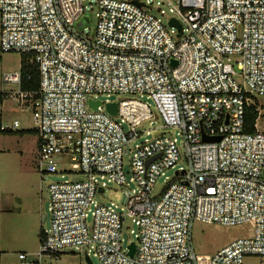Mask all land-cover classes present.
<instances>
[{
    "label": "built area",
    "instance_id": "2783aa9c",
    "mask_svg": "<svg viewBox=\"0 0 264 264\" xmlns=\"http://www.w3.org/2000/svg\"><path fill=\"white\" fill-rule=\"evenodd\" d=\"M86 1L0 0L1 49L32 54L40 76L37 90L24 91L21 71L4 74L0 101L13 97L32 108L40 171L73 175L48 188L51 226L42 231L38 258L20 252L19 261L40 264L46 254L65 251L90 259L93 253L100 264H243L246 256L264 257V131L245 128L247 108L260 114L254 98L264 96V0H97L93 29L79 25ZM171 18L181 22V35ZM112 94L130 97H101ZM91 100L100 104L94 108ZM108 103L118 104L116 114ZM155 117L179 130L180 145L163 132L132 147L142 136L138 127ZM18 126L2 121L1 129ZM128 155L138 187L123 207L100 203L96 196L109 183L128 184ZM67 156L72 169L58 170L55 158ZM180 161L186 167L152 195ZM127 220L136 228L125 246ZM195 221L248 223L252 233L199 254Z\"/></svg>",
    "mask_w": 264,
    "mask_h": 264
},
{
    "label": "rangeland",
    "instance_id": "374dc122",
    "mask_svg": "<svg viewBox=\"0 0 264 264\" xmlns=\"http://www.w3.org/2000/svg\"><path fill=\"white\" fill-rule=\"evenodd\" d=\"M162 1V0H156ZM97 0H87L85 2L86 15L90 18L91 29L96 24ZM176 4L177 0H170ZM166 4V3H165ZM161 7V6H159ZM168 10V8H165ZM159 14L158 11H153ZM171 14L167 13L166 19ZM0 41H1V16H0ZM21 70V53L16 51H3L0 44V81L4 74L19 72ZM3 85L0 83V88ZM15 88L16 85L8 86ZM103 99L119 101L130 96L112 94ZM147 101L155 108L153 100L146 96L138 97ZM254 102L260 109L256 128L264 131V96H257ZM2 111V112H1ZM0 112L3 114V123H13L17 120L19 126L14 132L0 133V252H2V264H22L18 259V253L26 252L31 256L28 259L38 258L37 253L40 247V233L48 230L51 226L50 212L48 210V188L54 182H63L73 178L70 172L42 173L38 165V137L34 132L20 133L16 131L34 129L36 127L32 108H26L24 104L18 105L13 97L4 100L0 104ZM163 121L160 117H155L138 127L142 136L133 143L144 142L146 138H153L166 132L178 139L180 145L181 137L178 129L163 128ZM128 130V125H124ZM145 131H150L149 134ZM128 158L124 159V170L127 173L128 184L117 185L109 183L104 194L97 195L96 199L106 205L114 202L123 207L126 204L127 193H132L138 186L130 181V168ZM58 170L72 169L73 162L70 156L62 159L55 158ZM186 167L184 161H180L176 168L168 169L165 175L161 176L152 191V195L157 194L165 185L167 179H174L175 171L179 167ZM134 223L127 220L122 230L125 246L129 241H135V235L131 232L135 229ZM251 224H241L237 226H227L217 223L195 221L192 228L193 244L199 254H213L220 248L235 239L251 235ZM93 264H100L99 259L91 254ZM40 264H88L85 255L79 251H65L56 257L46 254L41 258ZM243 264H264V257L246 256Z\"/></svg>",
    "mask_w": 264,
    "mask_h": 264
},
{
    "label": "trees",
    "instance_id": "16d2710c",
    "mask_svg": "<svg viewBox=\"0 0 264 264\" xmlns=\"http://www.w3.org/2000/svg\"><path fill=\"white\" fill-rule=\"evenodd\" d=\"M32 54L21 53V74H22V89L24 91L37 90L40 83V76L38 66L35 62L31 61ZM0 102H3L2 100ZM259 118L258 111L254 105H251L247 108L246 117H245V128L247 132H254L256 130L257 120ZM2 124V115L0 114V133H9L14 131H3L1 129ZM20 133L25 132H34V129H26L21 131H16ZM42 232L40 233V237Z\"/></svg>",
    "mask_w": 264,
    "mask_h": 264
},
{
    "label": "water",
    "instance_id": "95a60500",
    "mask_svg": "<svg viewBox=\"0 0 264 264\" xmlns=\"http://www.w3.org/2000/svg\"><path fill=\"white\" fill-rule=\"evenodd\" d=\"M134 2L136 4H138V5H140V6L143 5V3H141V2H139L137 0H134ZM85 23H89V24L91 23L89 16H84V18L79 22V25L82 26ZM169 24L171 26H175V27H177L179 29V31H180V34L179 35L182 34L183 26H182L181 22L178 19L171 18L170 21H169ZM173 64H176V61L175 60L173 61ZM90 104L94 108H96L100 104V101H92L91 100L90 101ZM107 108H108V110H109L110 113L116 114L117 113V110H118V104L117 103H108L107 104ZM204 140H206V141H216V140H220V137H208V136L204 135ZM152 159H149L148 162L151 161ZM100 191H103V188H100ZM128 247H129V255L130 256H134L135 250H136L135 243L132 242ZM85 259H86V261H87L88 264H93V262H92V260L90 259L89 256H86Z\"/></svg>",
    "mask_w": 264,
    "mask_h": 264
},
{
    "label": "crops",
    "instance_id": "0c3cea01",
    "mask_svg": "<svg viewBox=\"0 0 264 264\" xmlns=\"http://www.w3.org/2000/svg\"><path fill=\"white\" fill-rule=\"evenodd\" d=\"M4 101L3 102H0L1 105H3ZM2 112V111H1ZM0 112V114L2 115V121H3V114ZM37 135V134H36ZM38 137V136H37Z\"/></svg>",
    "mask_w": 264,
    "mask_h": 264
}]
</instances>
